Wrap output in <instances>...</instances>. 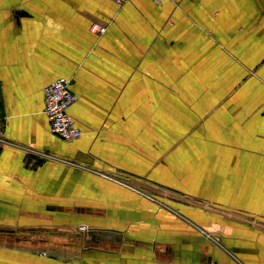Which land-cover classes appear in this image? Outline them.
<instances>
[{
  "label": "crops",
  "instance_id": "obj_1",
  "mask_svg": "<svg viewBox=\"0 0 264 264\" xmlns=\"http://www.w3.org/2000/svg\"><path fill=\"white\" fill-rule=\"evenodd\" d=\"M0 137V264H264V0H0Z\"/></svg>",
  "mask_w": 264,
  "mask_h": 264
},
{
  "label": "built area",
  "instance_id": "obj_2",
  "mask_svg": "<svg viewBox=\"0 0 264 264\" xmlns=\"http://www.w3.org/2000/svg\"><path fill=\"white\" fill-rule=\"evenodd\" d=\"M114 1L120 4L127 0ZM153 1L158 4L164 0ZM90 30L93 33L102 34L105 32L106 27L98 23H92ZM43 99V112L49 121L51 132L66 141L79 137L81 130L68 112L69 106L77 99V95L70 90V80L60 77L46 84L43 87ZM48 157L50 156L48 155ZM81 228L82 230L86 229V227Z\"/></svg>",
  "mask_w": 264,
  "mask_h": 264
},
{
  "label": "rangeland",
  "instance_id": "obj_3",
  "mask_svg": "<svg viewBox=\"0 0 264 264\" xmlns=\"http://www.w3.org/2000/svg\"><path fill=\"white\" fill-rule=\"evenodd\" d=\"M52 229H48L47 231H42V239H40V235L38 236V231H18L16 233H11V238L3 239L5 236H0V245L5 244L7 245L8 243L10 244L11 247H14L16 245H21V246H27V250L30 251V249H35L37 246H45L51 243H55L56 240L54 238L56 237V231H51ZM41 233V231H40ZM6 238V237H5ZM65 239V237H63ZM58 242V241H56ZM63 242V241H61ZM60 243V242H58ZM30 246V247H29ZM33 251H36L33 250Z\"/></svg>",
  "mask_w": 264,
  "mask_h": 264
}]
</instances>
